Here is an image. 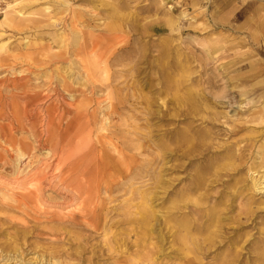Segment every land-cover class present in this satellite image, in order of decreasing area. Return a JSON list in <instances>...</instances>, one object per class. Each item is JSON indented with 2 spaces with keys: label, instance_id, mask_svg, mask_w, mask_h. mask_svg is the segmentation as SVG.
Masks as SVG:
<instances>
[{
  "label": "rangeland",
  "instance_id": "374dc122",
  "mask_svg": "<svg viewBox=\"0 0 264 264\" xmlns=\"http://www.w3.org/2000/svg\"><path fill=\"white\" fill-rule=\"evenodd\" d=\"M75 30L116 36L82 57L88 77L57 58ZM2 148L0 264H264V0H0ZM38 168L39 196L21 197ZM202 171L206 198L185 189ZM197 196L226 245L140 237L149 210L164 239L168 208Z\"/></svg>",
  "mask_w": 264,
  "mask_h": 264
},
{
  "label": "bare ground",
  "instance_id": "6f19581e",
  "mask_svg": "<svg viewBox=\"0 0 264 264\" xmlns=\"http://www.w3.org/2000/svg\"><path fill=\"white\" fill-rule=\"evenodd\" d=\"M62 0H60L61 2ZM54 9V8H53ZM47 10V9H44ZM73 13V12H72ZM76 13V12H75ZM71 14L70 15V21L69 24H75L76 21L78 20V15L77 13L75 14ZM25 14V13H24ZM69 14V13H68ZM68 17V16H67ZM80 17V16H79ZM20 19V18H19ZM21 20V19H20ZM27 20V19H26ZM68 22V21H66ZM115 30V29H112ZM112 30L110 32H98V33H94L92 31L87 30L82 31V32H77L78 30H75V34L72 37V41L74 42V45L70 42L67 43V45L69 46V48L66 46V50L65 53L61 54L59 53L57 55L58 59H63V60H70L68 59L69 57H78L79 58V69L80 72H82L81 70H83L84 72H82V74L85 77H88V71L89 69H87V65L88 62L86 60H82L83 56H93L96 52V46L99 44L100 40H104L108 41V40H112L113 38H115V34H113ZM62 32V31H61ZM69 33V32H68ZM84 33H87L86 36L84 35ZM26 43V42H25ZM62 46V45H61ZM112 49V48H111ZM118 51V49L116 50ZM114 55H116L115 53H113V51H111L110 55L107 56V60H110L111 58L114 57ZM121 59V58H120ZM77 61V60H76ZM73 63V62H72ZM109 64V63H108ZM130 64V63H129ZM73 68V66H72ZM60 71V70H59ZM70 71V70H69ZM106 72V71H105ZM111 73V72H110ZM117 74V73H116ZM68 77V76H67ZM72 77V76H71ZM116 77V76H115ZM90 78V76H89ZM106 79V78H104ZM15 84L19 83L18 80H14ZM98 82V81H97ZM57 83V82H56ZM88 83V81H87ZM91 83L94 85L95 81L92 79ZM101 83V82H100ZM103 83V82H102ZM110 83V82H108ZM55 85V84H54ZM32 86V85H31ZM78 86V85H77ZM80 86V85H79ZM51 87V86H50ZM59 87V86H58ZM23 98V97H21ZM20 98V99H21ZM19 99V100H20ZM24 100V99H23ZM22 100V101H23ZM102 101V100H101ZM99 104V103H98ZM110 107V106H109ZM8 108V107H7ZM98 108V107H97ZM113 108V107H112ZM114 109V108H113ZM98 110V109H96ZM101 111V110H100ZM67 112V111H66ZM88 114V113H87ZM68 117V116H67ZM110 117V116H109ZM30 120V119H29ZM133 121V120H132ZM63 122V121H62ZM212 124V123H211ZM213 125V124H212ZM191 128V127H190ZM1 134H4L3 132H1ZM3 136V135H2ZM122 137V136H121ZM133 144V143H132ZM187 145L185 148L183 149L182 153L185 154H190L192 147H196L197 145L202 146L203 148H201V151L207 150L209 147L206 143L202 141H200V143H190L187 141ZM129 147V146H128ZM127 147V148H128ZM131 147V146H130ZM137 149V148H136ZM175 149H178V146L176 148H174L171 152H173ZM4 150L2 148V151L0 150V159H2L3 155H4ZM6 151V150H5ZM52 158V157H51ZM158 158V157H157ZM7 160V159H6ZM5 161V160H4ZM12 161V160H11ZM145 162V161H144ZM4 167V166H3ZM49 168V167H47ZM207 169V170H206ZM211 169V165L208 164L205 168V174H208L209 170ZM22 170V169H21ZM31 170V169H30ZM56 170V169H55ZM145 171V170H144ZM29 172V171H28ZM31 172V171H30ZM156 172V171H155ZM6 173V172H5ZM136 173V172H135ZM153 174V173H152ZM202 173H196L191 179H190V183L189 185L185 188L186 190H188L190 193H198L199 191L201 192V190H203L202 194L199 192L198 195L201 198H206L208 196L207 193V189H209V185L208 183H206L207 181L210 182L209 178L206 177V175ZM214 173H212L213 175ZM6 175V174H5ZM211 176V175H210ZM4 178V177H3ZM15 178V177H14ZM17 179V177H16ZM46 179V177L44 176L43 170L42 169H36L34 170L31 174H28L24 179H20L19 181L16 180L15 183H13L14 185L17 186V188H19L21 190V188L23 190H25V196H21V197H30V198H34L39 196V194L37 195V192H39L40 185H42L43 181ZM149 179V178H148ZM1 180V179H0ZM11 180V179H10ZM2 181V180H1ZM161 181L159 180V177L156 178L155 180V184H159ZM7 183V182H6ZM58 183V182H57ZM255 184V183H254ZM12 185V184H11ZM45 185V184H44ZM91 184H82V183H78L75 185V189H74V194L75 193H79L81 191V189H84V193L90 194L93 192V188H91L90 186ZM96 185V183H95ZM105 185V184H104ZM111 185V184H110ZM172 183L168 181V186L164 189L165 193L167 195H169L173 190L172 188L169 189L171 187ZM174 185V184H173ZM97 186V185H96ZM257 186V185H256ZM2 187V186H1ZM9 187V186H8ZM63 187V186H62ZM103 187V186H102ZM106 187V186H105ZM176 187V186H175ZM112 188V187H111ZM114 188V187H113ZM53 189V188H52ZM14 190V189H13ZM99 190V189H98ZM42 191V190H41ZM70 191V189H69ZM100 191V190H99ZM24 192V191H23ZM97 192V191H96ZM95 192V193H96ZM41 193V192H40ZM69 193V192H68ZM10 194V193H9ZM83 194V193H82ZM8 195V194H7ZM14 195V194H12ZM70 196V195H68ZM79 196V195H78ZM199 196L193 198L189 201V203H191V205L184 203L182 205H178L175 207H170L168 208V212H167V217L165 219V224H167L166 226V232H165V238H162V234L161 231L155 229V224L151 223L152 217H156V211L149 210L147 212L146 215L142 216V220L143 222L141 223V230H140V237L141 238H145V236H148V234L150 232H157L159 233V238H161L162 241L166 242V234H168V236L172 237L171 242H178L179 246H205L203 247V249L208 250L210 248H212L213 246H223L226 245V243L229 240V236H227L225 232H221L218 230H209L211 229L213 226H217L218 224H220L221 221V215L218 214L212 207L210 210H206L205 208H201L200 206H198V201L196 200L197 198H199ZM1 197V196H0ZM76 197V196H75ZM39 198V197H38ZM72 198V197H71ZM11 199V198H10ZM37 199V198H36ZM78 199V198H77ZM39 200V199H38ZM79 200V199H78ZM37 201V200H36ZM17 202V201H16ZM15 202V203H16ZM64 203V202H63ZM127 203V202H126ZM22 204V203H21ZM145 204V203H144ZM23 205V204H22ZM80 205V202H79ZM146 205V204H145ZM40 206V203L39 205ZM117 206V205H116ZM57 207V206H56ZM122 207V206H121ZM108 208V207H107ZM132 208V207H131ZM177 210L180 213H183L185 215H188L189 213L194 214L196 217L193 218L192 220H180V221H175L174 217H172V215L174 214L173 210ZM182 209H187L186 211H181ZM130 210V209H129ZM178 212V213H179ZM111 220V219H110ZM111 222V221H110ZM68 224V223H67ZM204 224H206L205 226H203ZM91 226H95V225H91ZM97 226L94 227V229H96ZM164 228V227H163ZM202 229V230H201ZM192 230H196V232L198 234H203L205 233L206 236L198 239V238H193L192 236ZM173 246V245H171ZM185 248V247H184ZM189 252L188 251H184L183 252V258L186 259L187 264H200V260L196 258V256H189ZM207 254V253H206ZM230 259H226L224 262H220L219 264H235L237 263V261H241L239 259V253L238 251L236 252L235 250H232L230 253ZM258 257L252 258L253 262H251L252 264H261V263H256L258 261Z\"/></svg>",
  "mask_w": 264,
  "mask_h": 264
}]
</instances>
